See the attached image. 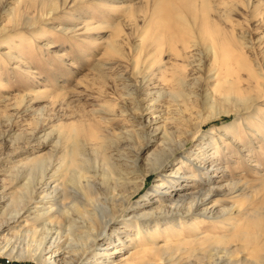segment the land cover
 Masks as SVG:
<instances>
[{
  "label": "rangeland",
  "instance_id": "rangeland-1",
  "mask_svg": "<svg viewBox=\"0 0 264 264\" xmlns=\"http://www.w3.org/2000/svg\"><path fill=\"white\" fill-rule=\"evenodd\" d=\"M166 1L0 0V216L22 190L25 180H17L13 173L27 157L50 158L45 177L48 190L56 183L50 172L72 144L64 128L78 122L84 127L101 125L104 149L126 173L127 183L120 185L113 175L117 188L111 193L121 197L132 192L136 183L140 185L124 206L128 211L120 210L107 228L112 240L108 252H114L104 254L100 264L138 263L127 257L135 250L129 242L121 247V241L134 232L121 221L133 212L170 207L174 199L204 189L211 192L199 210L209 206L217 215L239 203H245L247 211L264 208V0H193L199 8L201 1L207 5L206 19L221 29L223 42L232 51L228 63L217 64L207 51L200 25L182 29L170 23L172 28H161L157 18L167 21L161 13ZM15 8L18 15L11 18ZM173 20L172 15L168 22ZM249 69L258 77L250 75ZM232 76L240 78V87L253 103L202 122L208 94L215 91L218 99L220 84ZM231 124L235 134H225ZM81 138L84 143L79 142V147L90 151L92 142ZM163 143L174 148L168 163L147 174L146 161ZM89 156L94 157L91 151ZM162 177L169 183H163ZM108 181L102 182L100 176L94 180L101 190L111 185ZM230 183L236 187L228 189ZM87 222L91 223L77 220V229L71 230L73 247L80 246L78 237L87 238L85 231L92 225ZM185 223H198L202 235L221 232L213 220L199 216ZM13 226L0 230V246L21 241L20 226ZM166 234L170 241L175 239L170 230ZM166 238L154 245L164 244ZM100 243L95 249L107 247L106 241ZM195 249L172 252L168 263L150 259L142 264H207L208 253ZM79 254L70 250L69 261L73 263ZM224 262L229 264V258ZM0 264L39 263L0 253Z\"/></svg>",
  "mask_w": 264,
  "mask_h": 264
},
{
  "label": "bare ground",
  "instance_id": "bare-ground-1",
  "mask_svg": "<svg viewBox=\"0 0 264 264\" xmlns=\"http://www.w3.org/2000/svg\"><path fill=\"white\" fill-rule=\"evenodd\" d=\"M161 5L164 12L160 7L159 9L167 18L166 22L160 21L163 18H157L163 25L161 28H172L170 23L178 24L182 29L189 28L190 24L200 25L199 29L204 31L202 39L206 41V48L213 58V63L229 62L227 59L230 56L229 52L232 51L228 49V44L223 42L225 37L221 34V29L209 22V18L206 19L207 15H204V9L207 5L205 7L204 2L201 1V9L194 4L193 0H168L162 2ZM207 8L206 10H208ZM159 14L160 12H157L156 17ZM17 15V8L12 9L11 18H16ZM172 15L174 20L168 22ZM199 18L201 19L200 22L198 21ZM112 49L115 50L113 47ZM239 64L244 66L243 69H247L241 60ZM249 70L250 75L255 73L252 69ZM230 71L225 72L229 73ZM255 74L258 77V73ZM259 76L261 75L259 74ZM240 81L238 76L225 77L217 89L220 93L219 98L214 96L217 93L215 91H213L214 95L208 94L204 103L205 116L202 122L221 114L237 113L249 103H253L252 97L244 94V89L240 87ZM111 111L112 114L115 113L114 110ZM123 114L120 112L119 115L122 116ZM201 124L199 122L197 128ZM100 126L98 122H95L84 127L83 123L78 122L76 125L73 123L64 128V136L66 139H71L72 144L64 150L53 173L50 172V177L53 176L57 181L49 187V190L45 177L50 170L48 168L51 166L50 158L44 156L27 157L25 162L17 167L13 177L17 180H25V182L22 184L21 192L16 193L15 197L9 201V209L3 210L0 216V230L12 223L14 228L20 226L18 233L21 241L14 245L13 243L1 245V254L19 259H31L39 264H78L79 260L81 264H100L99 260H102L104 254L109 255L114 252V250L108 252V246L112 244V240L110 236L106 235V230L120 210L122 212L128 211L127 207L124 208V206L138 192L140 185L136 183L132 192L122 194L121 197L111 193L117 188L113 175L118 177L119 185L120 183L126 184L127 177L125 172L118 169L117 163H114L109 154L110 152L107 154V149H104L107 146L104 144L105 139L99 130ZM233 126L231 124L227 127L225 134L233 131ZM81 136L84 137L85 141L92 142L88 143L91 145V154L94 155L93 160L89 156V150L86 152L79 147V142L84 143V141H80ZM173 150V147L166 146L164 143L159 149L154 150L148 158L150 162L146 161L150 165L146 173H154L163 168L164 164L168 163L170 153L172 154ZM145 174L142 178L143 183ZM99 176L102 178V182L112 180L107 189L101 190L97 187V183L95 184L94 180ZM171 179L176 180V178ZM162 181L169 183L165 177H162ZM71 187L80 194L79 197L70 192ZM226 187L230 190L234 189L236 183H230ZM210 192L211 189L200 190L191 195L174 199L170 203V207H167L166 204L164 206L157 205L158 207L155 206L156 208L151 211L133 212V216L128 220L121 221V223L128 227L132 226L134 229L132 237L128 234L127 237L130 238L121 241L122 248L126 242L131 244V248H135L127 257L137 259V261L134 260L138 262L137 264H142L150 259L168 263L167 260L170 259L168 256L172 252L181 253L198 247L195 249L196 252L202 249L208 253V257L206 256L208 258L207 264H222L224 258H229V264H264V208L258 207L247 211L244 207L245 203H239L237 207L223 209L217 215L214 214V210H211L212 208L209 209V206L199 210L202 205L208 203L207 198L210 196ZM193 216L213 220V226L221 232H208L202 235L198 223H190L186 226L185 222ZM184 218L186 221H183ZM85 219L91 222H87L88 224H92L88 225L89 230L85 231L87 238L78 237L81 244L78 248L77 246L73 247V239L70 238L71 230L78 225L77 220H81L83 224L86 222ZM21 222H24L23 225ZM65 224H67L66 233L62 228ZM94 225L96 226L94 227ZM85 227L87 229L86 225ZM140 228L145 230H140ZM169 230L171 237L175 238L172 241L166 234ZM185 230H188L187 237H183ZM103 234L106 237H103ZM162 237H167V241L162 245H154L155 241ZM102 240L107 242V247L99 248L100 251L102 250L99 252L95 247H100ZM232 245H234L233 249H231ZM121 247L115 251H121ZM70 250L78 251V254L80 252V258L73 263L68 258ZM244 253H248L247 258H243ZM93 259L94 263H91Z\"/></svg>",
  "mask_w": 264,
  "mask_h": 264
}]
</instances>
